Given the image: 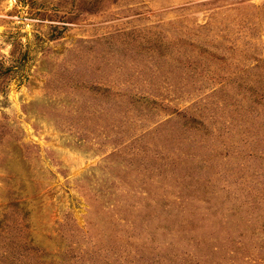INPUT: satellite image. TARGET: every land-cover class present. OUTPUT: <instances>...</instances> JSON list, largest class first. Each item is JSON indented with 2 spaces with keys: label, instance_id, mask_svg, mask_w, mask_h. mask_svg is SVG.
Masks as SVG:
<instances>
[{
  "label": "rangeland",
  "instance_id": "374dc122",
  "mask_svg": "<svg viewBox=\"0 0 264 264\" xmlns=\"http://www.w3.org/2000/svg\"><path fill=\"white\" fill-rule=\"evenodd\" d=\"M0 264H264V0H0Z\"/></svg>",
  "mask_w": 264,
  "mask_h": 264
}]
</instances>
